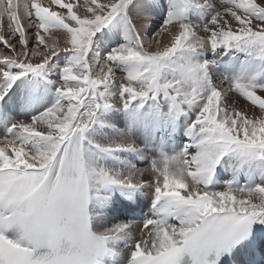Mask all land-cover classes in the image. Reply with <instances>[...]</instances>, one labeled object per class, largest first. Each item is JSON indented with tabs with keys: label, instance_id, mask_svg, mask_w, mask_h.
Instances as JSON below:
<instances>
[{
	"label": "snow or ice",
	"instance_id": "obj_1",
	"mask_svg": "<svg viewBox=\"0 0 264 264\" xmlns=\"http://www.w3.org/2000/svg\"><path fill=\"white\" fill-rule=\"evenodd\" d=\"M5 17L0 264H264V0Z\"/></svg>",
	"mask_w": 264,
	"mask_h": 264
},
{
	"label": "bare ground",
	"instance_id": "obj_2",
	"mask_svg": "<svg viewBox=\"0 0 264 264\" xmlns=\"http://www.w3.org/2000/svg\"><path fill=\"white\" fill-rule=\"evenodd\" d=\"M31 1V0H30ZM41 1V3L42 4H44L45 6H47V3H48V0H40ZM24 2V1H23ZM29 2V1H28ZM38 2H39V0H38ZM20 3V2H19ZM40 3V2H39ZM4 19H7L6 17L4 18ZM4 19H2V20H4ZM1 20V21H2ZM7 21V20H6ZM5 24V23H4ZM4 32V31H3ZM168 41H169V38L168 37H165V39H164V43L166 44V43H168ZM157 46H154V44H153V49H155ZM245 103H247V102H245ZM141 166H144V165H141ZM221 183H223V182H221ZM147 203H148V201H147V199L145 198V200H144V203H142L141 204V207L143 208V211L142 212H140V214L141 215H143L144 214V212H147L148 211V208H147Z\"/></svg>",
	"mask_w": 264,
	"mask_h": 264
},
{
	"label": "rangeland",
	"instance_id": "obj_3",
	"mask_svg": "<svg viewBox=\"0 0 264 264\" xmlns=\"http://www.w3.org/2000/svg\"><path fill=\"white\" fill-rule=\"evenodd\" d=\"M23 1L24 0H14V2L15 3H23ZM29 1V3L31 2L30 0H28ZM37 2H38V0H37ZM39 2L41 3V1L39 0ZM4 19V18H3ZM7 19H4V20H0V32H3V31H5L6 30V27H7V21H6ZM5 23V24H4ZM154 44V46H157L155 43H153Z\"/></svg>",
	"mask_w": 264,
	"mask_h": 264
}]
</instances>
